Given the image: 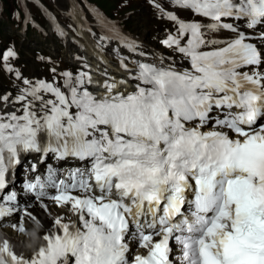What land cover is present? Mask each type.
Segmentation results:
<instances>
[{
  "label": "snow or ice",
  "instance_id": "6c2138e0",
  "mask_svg": "<svg viewBox=\"0 0 264 264\" xmlns=\"http://www.w3.org/2000/svg\"><path fill=\"white\" fill-rule=\"evenodd\" d=\"M150 2L173 23L162 44L179 68L124 57L127 79L51 66L48 80L15 68L14 47L0 52L18 81L0 92V193L25 155L38 154L33 173L49 158L77 162L25 183L43 215L21 211L15 191L0 197V221L19 212L10 227L25 233L27 218L40 241L18 255L4 240L0 264H264V0H170L191 20Z\"/></svg>",
  "mask_w": 264,
  "mask_h": 264
},
{
  "label": "rangeland",
  "instance_id": "374dc122",
  "mask_svg": "<svg viewBox=\"0 0 264 264\" xmlns=\"http://www.w3.org/2000/svg\"><path fill=\"white\" fill-rule=\"evenodd\" d=\"M89 3L93 7L94 10L98 11L103 18H111V20L115 23L124 21L125 17L121 13V11L128 12V15H130L133 12V9L135 7L134 0H89ZM0 4H2L0 2ZM13 4V2H12ZM9 5V4H6ZM141 6H150L151 3L148 0H142L140 2ZM55 10L58 11L59 17H63L66 20V25L73 31L78 32L77 27L74 25L73 22L70 21V19L67 17V7L62 6L60 4H56L54 7ZM140 10H137L131 17L129 21H124L125 25H131L130 27L139 34L141 37H145L147 39V36L150 34V29L152 28V24L150 23V13L143 12L139 13ZM104 12V14H103ZM141 14V15H138ZM144 18H146L144 20ZM61 19V18H60ZM1 24V23H0ZM145 24V25H144ZM4 33L7 36H18V39L20 40V45L22 46V49H24V56L26 58V61L30 64V66L33 67V71L27 69L26 74H28L31 77L39 78L42 76H46L48 78H51V75L49 72L42 73L40 71H34L36 69V64L33 60V52L41 46V48L45 49L49 53L59 55L61 56H67L70 55L69 48H66L63 46L61 49V46L57 43V41L54 38L50 39H44L40 37V34L38 32H32L30 35L27 36V39L24 41L25 37L24 35H19V33L14 29L10 24H6L2 27ZM21 36V37H20ZM4 41H10L6 37H3ZM11 42L13 44L15 43V39H12ZM107 44H111L110 42H106ZM71 48V52H72ZM71 57V55L69 56ZM69 61L65 60L64 62ZM50 64V63H47ZM46 170V168H44ZM31 239V238H29ZM32 241V239H31ZM23 243V242H22ZM18 246H20V243H17ZM22 252V251H20ZM25 253V251H24Z\"/></svg>",
  "mask_w": 264,
  "mask_h": 264
},
{
  "label": "bare ground",
  "instance_id": "6f19581e",
  "mask_svg": "<svg viewBox=\"0 0 264 264\" xmlns=\"http://www.w3.org/2000/svg\"><path fill=\"white\" fill-rule=\"evenodd\" d=\"M51 16H53L51 14ZM57 20V18H56ZM82 25V23H80V26ZM78 30V29H77ZM82 36L84 38L87 39V41H82L84 43H87V44H82L81 47L83 48V50L86 52L88 58H91V59H98L97 61L94 62V64L92 65L91 69L94 70L93 72H100L99 68L103 67L104 65L107 67V75L104 74V72H100L99 74V78L101 79L100 81L103 82V80H106V79H109L111 77H114L116 80H120V79H127L128 77V74L127 73H124V72H119V71H122L120 69H118V67L116 66V64H113L111 62V60H109L105 54L103 53V51L101 50H98L97 47H95L94 43L91 42V40L88 37V35L85 33V32H82ZM119 73L121 75V77H119ZM132 83L131 81H129V87L131 86ZM35 157L36 156H33L31 157L32 161L36 162L35 160ZM40 170H43L44 172H46V170L43 169H40ZM40 172V174L44 173V172ZM45 174V173H44ZM17 176L18 173H17ZM17 178H12L11 181L15 180ZM16 189L15 190H19L18 192L22 193L24 189H19L20 186L19 185H16L15 187ZM18 201L20 202H23L21 200L18 199ZM31 204L32 207L29 209L30 211H33V212H40L41 215H43V211L38 207L37 204H32L30 202H27V206ZM21 211L23 209H20ZM49 210L52 212V214L54 215L55 211L58 210V208L56 207H53V206H49ZM18 217H19V212L14 214L13 216V219L12 221L13 222H17L18 220ZM12 222V223H13ZM24 227L25 229H27V231L29 232V236L28 238H23L24 241H12L10 242V246L12 247V249L19 255V254H22L24 251H25V254L29 255L30 252H32V250L36 247V245L40 242L39 241V237H38V231L37 229L34 228L33 224L29 223L27 218H25V221H24ZM13 236L15 237H19L18 234L14 233L13 231L11 232ZM31 238V239H29ZM23 242V243H22ZM174 242L175 241H172L170 242L171 243V246L173 247L174 249V257L175 258H179L180 255H181V252L179 250V246L177 245H174ZM17 243H20L21 245L18 246ZM129 244H130V248L135 252L139 249H137V245H136V242L134 240H130L129 241ZM22 251V252H20ZM142 251V250H140Z\"/></svg>",
  "mask_w": 264,
  "mask_h": 264
},
{
  "label": "trees",
  "instance_id": "16d2710c",
  "mask_svg": "<svg viewBox=\"0 0 264 264\" xmlns=\"http://www.w3.org/2000/svg\"><path fill=\"white\" fill-rule=\"evenodd\" d=\"M4 2H5L6 8L8 7V5H6V4L13 5L11 0H4ZM13 2L16 5V2L15 1H13ZM6 16L12 17L11 11L6 10ZM15 24H18V23L15 22Z\"/></svg>",
  "mask_w": 264,
  "mask_h": 264
}]
</instances>
